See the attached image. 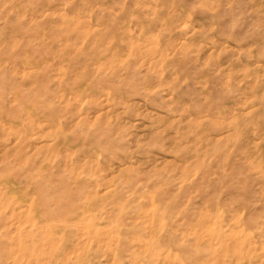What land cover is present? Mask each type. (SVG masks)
<instances>
[{
	"label": "rangeland",
	"instance_id": "obj_1",
	"mask_svg": "<svg viewBox=\"0 0 264 264\" xmlns=\"http://www.w3.org/2000/svg\"><path fill=\"white\" fill-rule=\"evenodd\" d=\"M0 264H264V0H0Z\"/></svg>",
	"mask_w": 264,
	"mask_h": 264
}]
</instances>
